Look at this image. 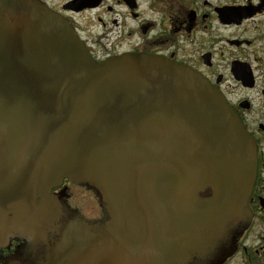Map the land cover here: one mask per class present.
Returning <instances> with one entry per match:
<instances>
[{
  "label": "water",
  "instance_id": "obj_1",
  "mask_svg": "<svg viewBox=\"0 0 264 264\" xmlns=\"http://www.w3.org/2000/svg\"><path fill=\"white\" fill-rule=\"evenodd\" d=\"M257 161L254 138L193 68L135 53L98 63L41 0H0V236L51 239L43 264H184L216 251L251 220ZM66 180L97 192L102 219L62 203L53 189Z\"/></svg>",
  "mask_w": 264,
  "mask_h": 264
},
{
  "label": "flooded vegetation",
  "instance_id": "obj_2",
  "mask_svg": "<svg viewBox=\"0 0 264 264\" xmlns=\"http://www.w3.org/2000/svg\"><path fill=\"white\" fill-rule=\"evenodd\" d=\"M220 1L41 0L72 25L98 63L130 53L161 57L193 68L225 96L257 146L251 220L235 226L216 251L184 264H264V86L254 50L264 37H247L264 18V0ZM72 189L99 198L94 189L67 180L53 193L71 208ZM104 215L101 208L93 220ZM51 243L41 242V234L0 236V264H43Z\"/></svg>",
  "mask_w": 264,
  "mask_h": 264
},
{
  "label": "rangeland",
  "instance_id": "obj_3",
  "mask_svg": "<svg viewBox=\"0 0 264 264\" xmlns=\"http://www.w3.org/2000/svg\"><path fill=\"white\" fill-rule=\"evenodd\" d=\"M221 1L222 3H224L228 0ZM252 28H254V30ZM247 37L249 39L264 37V18L260 19L258 23H255L250 27V31L247 33ZM254 50L259 52L258 56L260 57V61L259 65H257V68L260 69L259 73H262L260 80L261 83L259 84V86L262 87L264 86V40L262 42H258V44L254 47ZM260 106L261 103L259 104L258 108H260ZM71 195H73L71 198L73 207L70 208L72 212H77L86 220H93V218L95 219V217L98 218V215H100V209L102 208L100 197L97 198L96 196H94V194H89L82 189H72Z\"/></svg>",
  "mask_w": 264,
  "mask_h": 264
}]
</instances>
